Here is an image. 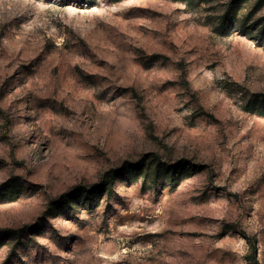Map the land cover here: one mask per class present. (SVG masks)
<instances>
[{
    "label": "rangeland",
    "instance_id": "374dc122",
    "mask_svg": "<svg viewBox=\"0 0 264 264\" xmlns=\"http://www.w3.org/2000/svg\"><path fill=\"white\" fill-rule=\"evenodd\" d=\"M0 264H264V0H0Z\"/></svg>",
    "mask_w": 264,
    "mask_h": 264
},
{
    "label": "trees",
    "instance_id": "16d2710c",
    "mask_svg": "<svg viewBox=\"0 0 264 264\" xmlns=\"http://www.w3.org/2000/svg\"><path fill=\"white\" fill-rule=\"evenodd\" d=\"M175 1H178V0H175ZM183 1H184V0H183ZM185 1H186V0H185ZM256 251H257V250H255V254H256Z\"/></svg>",
    "mask_w": 264,
    "mask_h": 264
}]
</instances>
